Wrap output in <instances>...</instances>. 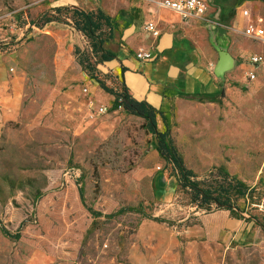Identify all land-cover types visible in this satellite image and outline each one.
I'll return each instance as SVG.
<instances>
[{
  "label": "rangeland",
  "instance_id": "rangeland-1",
  "mask_svg": "<svg viewBox=\"0 0 264 264\" xmlns=\"http://www.w3.org/2000/svg\"><path fill=\"white\" fill-rule=\"evenodd\" d=\"M151 1L0 0V264H27L41 253L52 264H132L145 222L179 233L180 264H264V62L253 69L249 61L264 58V45L244 35L249 23L264 29V0H212L219 20L198 25L200 42L229 57V76L213 100L176 88L157 109L158 131H170L196 180L203 185L222 170L250 188L238 201L243 219L205 212L180 190L147 122L115 108L123 78L114 61L102 62L82 33L73 39L69 20L38 27L45 12L66 5L101 10L113 24L104 50L118 56L132 43L136 58L157 12ZM194 226L204 245L189 258L184 231Z\"/></svg>",
  "mask_w": 264,
  "mask_h": 264
},
{
  "label": "crops",
  "instance_id": "crops-1",
  "mask_svg": "<svg viewBox=\"0 0 264 264\" xmlns=\"http://www.w3.org/2000/svg\"><path fill=\"white\" fill-rule=\"evenodd\" d=\"M156 9V15L151 20L157 22L161 35L154 38L146 32L149 40L137 48L152 50L156 58L148 62L136 59L131 54L134 48L130 43L131 46L115 55V74L123 78V83L136 100H145L156 109L163 105L164 95L176 88H182L185 95L190 97H211L219 87L218 81L229 76V70H225L221 77L214 73L221 57L220 53L209 51L200 42L198 25L206 23L183 22L181 16L173 11ZM210 11L208 16L213 17ZM3 70L0 65V82L5 79ZM173 229L163 224L142 223L139 231L145 236L142 246L130 258L132 264H180L181 242L177 238L179 233ZM184 234L190 239L187 242V257L190 258L196 247L204 245L198 240L204 238L205 233L194 226L185 230ZM40 255L30 259L27 264L53 263L50 255ZM37 258L41 259L37 261Z\"/></svg>",
  "mask_w": 264,
  "mask_h": 264
},
{
  "label": "trees",
  "instance_id": "trees-1",
  "mask_svg": "<svg viewBox=\"0 0 264 264\" xmlns=\"http://www.w3.org/2000/svg\"><path fill=\"white\" fill-rule=\"evenodd\" d=\"M64 20H69L70 30L73 35V39L80 33L83 34L89 41L92 52L101 55L102 62H110L116 59L115 54L104 50L103 44L105 39L103 38L104 29L112 30L111 18L106 16L101 10L96 12L84 11L73 5L65 6L62 8H55L51 12H45L38 21L39 28H46L53 23H59ZM84 65V61H81ZM89 71H91L89 64L85 65ZM91 78L95 79L104 88V84L101 83L94 74H91ZM122 87L120 92L113 93L115 96V108L123 107L130 114L143 118L150 127V130L157 139L156 150L160 156L165 159L167 164L172 166V170L177 179L180 190L187 191L192 201L198 208L205 210V212H217L225 218H239L241 216L240 208L238 207V201L248 198L250 194V188L241 180L235 177H231L222 170L213 171L209 178L201 182L195 179L194 173L185 166L182 157L177 151V147L174 144L170 136V131L159 132L157 129V117L160 115L159 110L154 108L145 100H136L130 95L125 83H121ZM106 89V88H104ZM107 92L109 90L106 89ZM211 100L214 98L209 97ZM82 197V194H81ZM89 212L93 217L98 218L103 216L101 213L89 208ZM131 210H120L119 213L130 212ZM113 215L106 216L107 218L113 217ZM158 223L169 222L160 219L152 218ZM4 235L10 238L19 239V235L11 236L6 230L1 229Z\"/></svg>",
  "mask_w": 264,
  "mask_h": 264
},
{
  "label": "built area",
  "instance_id": "built-area-1",
  "mask_svg": "<svg viewBox=\"0 0 264 264\" xmlns=\"http://www.w3.org/2000/svg\"><path fill=\"white\" fill-rule=\"evenodd\" d=\"M156 7L161 9H167L175 12L181 16L183 22L197 21L206 24H215L219 20V12L215 15V18L208 16V12L211 9L212 0H156L151 1ZM249 16V12L245 11L244 16ZM146 32L150 33L154 38H158L161 35V31L158 28L156 21L151 20L145 24ZM244 35L251 41L264 45V29L257 27L253 23H249L244 29ZM136 58L140 61L148 62L156 58V53L152 50H138ZM250 65L254 69L257 65H261L264 62V58L261 55H253L250 58ZM248 80L254 81L256 74L254 71H249ZM84 91L88 93V89L85 87ZM2 99L0 98V106ZM92 105V104H91ZM97 114H103V106L96 110Z\"/></svg>",
  "mask_w": 264,
  "mask_h": 264
},
{
  "label": "water",
  "instance_id": "water-1",
  "mask_svg": "<svg viewBox=\"0 0 264 264\" xmlns=\"http://www.w3.org/2000/svg\"><path fill=\"white\" fill-rule=\"evenodd\" d=\"M220 60L218 62V64L215 66V69H214V73L218 76V77H221L222 76V73L225 71V70H229L231 69L232 67V62L231 60L229 59V57H227L225 55L224 52L220 51Z\"/></svg>",
  "mask_w": 264,
  "mask_h": 264
}]
</instances>
